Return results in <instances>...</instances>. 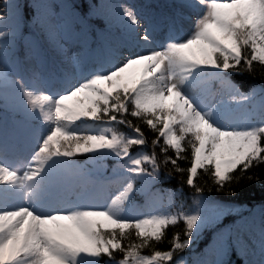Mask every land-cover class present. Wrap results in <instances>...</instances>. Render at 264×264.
<instances>
[{
	"label": "snow or ice",
	"instance_id": "snow-or-ice-1",
	"mask_svg": "<svg viewBox=\"0 0 264 264\" xmlns=\"http://www.w3.org/2000/svg\"><path fill=\"white\" fill-rule=\"evenodd\" d=\"M85 3L63 5L75 20L79 47L72 51L65 48L66 22L53 12L59 5L0 0V100L7 101L9 90L17 93L26 119L36 122L28 156L0 154V264H188L179 254L209 223L204 209L214 219L231 211L205 198L200 173L224 196L237 194L234 185L261 180L252 169L264 166V93L257 101L254 88L242 91L229 77L264 67V0H165L150 5L149 16L121 5L125 33L115 44L90 39ZM185 9H203L186 37ZM33 21L29 55L37 66L47 63L49 43L68 62L60 91L38 88L40 75L26 77L19 61L10 66L12 39ZM141 124L154 134L150 150ZM79 157L93 167L78 164ZM108 159L115 161L110 182L119 188L99 206L87 185ZM163 169L194 189L197 207L177 204L179 190L152 191ZM137 192L146 196L148 211L133 203ZM181 223L170 247L156 248ZM237 245L238 255L256 247L240 234L222 236L223 258L212 264H233L228 257ZM259 254L243 264H264V213Z\"/></svg>",
	"mask_w": 264,
	"mask_h": 264
},
{
	"label": "trees",
	"instance_id": "trees-1",
	"mask_svg": "<svg viewBox=\"0 0 264 264\" xmlns=\"http://www.w3.org/2000/svg\"><path fill=\"white\" fill-rule=\"evenodd\" d=\"M120 1L121 0H87V3L83 4V8L81 9L82 11L89 12L90 24L94 32L95 24L99 25V30L102 34L104 33L106 35L108 42H110L111 38L115 37V35H118L116 30H118L119 23L116 22L115 12ZM132 1L136 2L137 6L142 5L139 0ZM48 2L53 5H59L60 7L54 8L53 12L62 18L60 20L61 23L66 22L74 28V18L63 8L64 4H71L73 0H48ZM173 2H178V0H173ZM164 3L165 0H157L149 4H143V6L145 7L144 9L147 10V15L149 16L154 11L150 5ZM34 24V21L32 24H29L28 31L23 30L24 26L22 24L21 30L18 31L16 36L12 39V44L9 49L14 51L17 48L15 44L17 45L22 35L26 37L33 35L34 29L32 25L34 26ZM94 32L91 33V35H93ZM123 51H125V48ZM25 52H28V50ZM229 78L235 84L239 85L242 91L247 92L254 88L258 94L257 101L259 100L260 94L264 93V67H261L259 64L254 65V70L251 73L244 72L241 75L233 74ZM22 117H25V114L21 98L17 93L9 90L7 101L0 100V125L4 120H13L14 122L22 121L20 120ZM129 118L131 119V117ZM133 122L139 123V121L136 120ZM13 125H15V123ZM140 126L145 131L149 141V144L145 146V150H150L151 140L154 138V134L148 131L145 125L141 124ZM118 130L130 132V129L125 128L123 125L118 126ZM133 151L135 152L136 149L134 148ZM157 152H159V149H157ZM187 155L190 157V152L187 153ZM81 158L88 168L93 167L92 164L86 163V157ZM180 163L181 167L186 168L189 166L188 161H181ZM114 166L115 161L113 159H108L104 162V167L98 169V173L101 175L106 174L111 171ZM166 172L167 169L162 170V178L153 185L152 191L160 190L161 193H167L170 190H179V194L176 198L177 204L183 203L185 209L189 211L197 207L194 189L183 184L179 174L173 173L171 177H167L164 175ZM252 172L260 176L261 180L254 183L242 182L240 185H234L237 193L235 196H224L223 193H217L211 176L203 172L200 173L197 182L205 188V198L209 202L225 205L231 209V211L229 214L219 219H214L212 212L204 209L205 213L209 216V223L201 230L200 234L194 238L193 244L183 253L179 254L183 259L188 261V264H197V262H199V264H212V262L223 258L220 255L221 237L223 236L235 240L237 234L251 239L256 247L251 250L249 255H245L243 251H240L238 255L236 249L239 248V245H237L228 259H230L233 264H243V262L248 259L254 261L259 260L260 227L262 213H264V166L254 168ZM146 201L147 198L142 192H137L133 199V203L138 209H140ZM183 228V223L175 228H169L164 241L157 244L156 248L167 250L170 247L168 240L171 239L172 234L176 231L183 232ZM144 252L145 254H150L151 249H145Z\"/></svg>",
	"mask_w": 264,
	"mask_h": 264
},
{
	"label": "rangeland",
	"instance_id": "rangeland-1",
	"mask_svg": "<svg viewBox=\"0 0 264 264\" xmlns=\"http://www.w3.org/2000/svg\"><path fill=\"white\" fill-rule=\"evenodd\" d=\"M147 2L151 1V0H145ZM121 5H128L130 7H135V3L132 2L131 0H121L119 5L117 6L116 12H115V16H116V22H118L119 27L121 29H123L125 31V27H124V21L122 19V14L120 11V6ZM136 10V9H135ZM185 13H184V18L181 19L180 23L182 25V31H181V35L186 37L191 30L192 27V20L202 14L203 9H199L197 11H189L187 9H185ZM141 15L145 16V14L140 13ZM65 33V32H64ZM63 33V34H64ZM121 39V37H120ZM159 43V42H157ZM52 46V49L55 50V46L51 43H49ZM56 51V50H55ZM127 53V50L125 52V54ZM30 61V59L28 60V62ZM68 62L66 61V64ZM64 66H66L65 64H63ZM55 79L52 78H47L45 80V86L43 90H47V91H51L53 90V92H57L60 91L64 86L65 83H59L58 87L59 89H55L51 87V83L54 81ZM25 128V126L23 127ZM19 143L16 146H9V147H4V145H2L0 147V154H4L6 153L9 159H23L24 157L28 156L30 151L33 148V138H32V133L28 132V131H24L20 133V137H19ZM20 146H23V148H20ZM88 185H87V191L91 194L90 190L88 189ZM104 191V196H100V197H92L91 199V203H94L96 205L99 206H103L106 202H108L110 200V198L112 196H114L116 194V190L115 189H103ZM148 211V208H146L143 212Z\"/></svg>",
	"mask_w": 264,
	"mask_h": 264
}]
</instances>
